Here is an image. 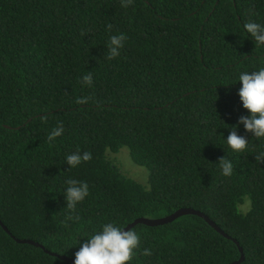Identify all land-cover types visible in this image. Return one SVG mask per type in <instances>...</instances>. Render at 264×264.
Here are the masks:
<instances>
[{
  "label": "trees",
  "instance_id": "16d2710c",
  "mask_svg": "<svg viewBox=\"0 0 264 264\" xmlns=\"http://www.w3.org/2000/svg\"><path fill=\"white\" fill-rule=\"evenodd\" d=\"M249 20L264 23V0H0V219L11 232L0 224V264H73L66 256L102 224L184 207L232 238L192 213L138 223L129 230L152 255L132 264H227L240 246L239 264H264V163L255 159L264 139L241 125L247 151L224 141L248 114L239 73L264 67V47L243 32ZM120 32L125 47L108 60ZM89 71L94 85L82 86ZM59 123L65 132L49 143ZM122 148L144 178L112 160ZM77 150L92 160L68 170L65 155ZM68 178L89 184L78 221L66 219Z\"/></svg>",
  "mask_w": 264,
  "mask_h": 264
},
{
  "label": "clouds",
  "instance_id": "9594fccd",
  "mask_svg": "<svg viewBox=\"0 0 264 264\" xmlns=\"http://www.w3.org/2000/svg\"><path fill=\"white\" fill-rule=\"evenodd\" d=\"M134 2L135 0H121V7L128 8ZM242 28L246 36L253 40L255 46L264 47V23L249 20L242 25ZM127 39V35L123 32L110 36L107 42L108 60L120 56ZM236 82L240 84L238 90L240 102L248 114L240 116L235 125L226 128L229 131L227 139L224 141L234 153H241L247 151L249 147V140L246 136L238 134L241 125L245 133H251L258 140L264 139V67L240 72ZM81 85L86 87L94 85L92 72L89 71L82 76ZM86 102L87 97L76 101L77 104ZM64 132L63 123H59L48 134V142H54ZM255 159L264 163V151L259 152ZM90 160H92V154L88 151L77 150L65 155V164L68 165V170L76 169L82 163ZM219 166L223 176L231 177L233 174L231 160L223 157L219 160ZM65 184L63 196L67 209L66 219L78 221L80 217L77 206L89 196V184L74 178H68ZM140 240V235L134 230H125L115 222L104 223L99 231L80 238L79 249L74 254L73 264H132L138 254L145 257L152 255L151 248L141 249Z\"/></svg>",
  "mask_w": 264,
  "mask_h": 264
},
{
  "label": "water",
  "instance_id": "95a60500",
  "mask_svg": "<svg viewBox=\"0 0 264 264\" xmlns=\"http://www.w3.org/2000/svg\"><path fill=\"white\" fill-rule=\"evenodd\" d=\"M189 213H192V214H197L203 218H205L206 221H208L215 229H217L219 232H221L222 234H224L225 236L227 237H231L225 230H223L215 221H213L209 215H207L205 212L203 211H200L198 209H194V208H191V207H184V208H180L178 209L177 211L167 215V216H164V217H160V218H149V217H139L137 219H135L133 222L129 223L126 227H124L125 230H129L131 229L133 226H135L136 224L138 223H144V224H148V225H158V224H164V223H167V222H171L173 221L174 219L178 218L179 216L181 215H184V214H189ZM0 224L3 226V228L8 231L9 233L10 230L9 228L3 223V221L0 219ZM13 237L18 241V242H21V243H29V244H32V245H35V246H38V247H42L44 248L47 252H50L48 249L45 248V246L38 242V241H35L33 239H22V238H16V236L13 235ZM232 238V237H231ZM234 241H236L238 244V240L233 238ZM240 250L242 252V256L240 259L234 261V262H230V263H227V264H239L241 263L243 260H244V253H243V248L240 246ZM52 253V252H51ZM53 254V253H52ZM62 257H65V256H62ZM66 259L70 262L73 263V259L69 258L66 256Z\"/></svg>",
  "mask_w": 264,
  "mask_h": 264
},
{
  "label": "rangeland",
  "instance_id": "374dc122",
  "mask_svg": "<svg viewBox=\"0 0 264 264\" xmlns=\"http://www.w3.org/2000/svg\"><path fill=\"white\" fill-rule=\"evenodd\" d=\"M121 151L122 152L117 155H112V160L115 159V161L119 163L124 170L129 172V174L132 173L133 176L137 177V179L144 178L145 169H143L142 166L139 167L136 163L133 162V159L126 148H122ZM246 206H248V204Z\"/></svg>",
  "mask_w": 264,
  "mask_h": 264
}]
</instances>
